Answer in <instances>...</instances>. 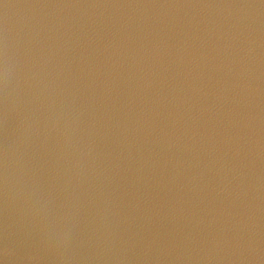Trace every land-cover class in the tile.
Here are the masks:
<instances>
[{
    "label": "water",
    "instance_id": "obj_1",
    "mask_svg": "<svg viewBox=\"0 0 264 264\" xmlns=\"http://www.w3.org/2000/svg\"><path fill=\"white\" fill-rule=\"evenodd\" d=\"M0 264H264V0H0Z\"/></svg>",
    "mask_w": 264,
    "mask_h": 264
}]
</instances>
